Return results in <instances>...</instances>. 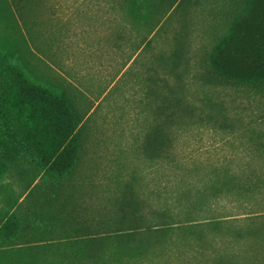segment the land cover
Segmentation results:
<instances>
[{
    "label": "rangeland",
    "instance_id": "rangeland-1",
    "mask_svg": "<svg viewBox=\"0 0 264 264\" xmlns=\"http://www.w3.org/2000/svg\"><path fill=\"white\" fill-rule=\"evenodd\" d=\"M259 52L264 0H0L1 69L75 128L49 169L0 98V264H264Z\"/></svg>",
    "mask_w": 264,
    "mask_h": 264
},
{
    "label": "trees",
    "instance_id": "trees-1",
    "mask_svg": "<svg viewBox=\"0 0 264 264\" xmlns=\"http://www.w3.org/2000/svg\"><path fill=\"white\" fill-rule=\"evenodd\" d=\"M252 34L255 35L254 32L245 33L243 29L238 30L232 43L220 50L218 58L226 61L230 67H253L251 64L241 65L238 62V59L246 55L247 51L245 44L243 46L240 43H246L245 38H249ZM251 40L252 38L249 41ZM262 52L255 53L253 56H262L263 60ZM0 93L1 100L7 101L11 116L16 117V121L22 126L24 132L30 136L35 134L45 142L51 139L46 145L44 156L41 157L43 163L49 169L63 163L67 149L69 157L75 131V128H69L61 122L66 116L64 101L50 91L30 83L11 65H6L2 69L0 67Z\"/></svg>",
    "mask_w": 264,
    "mask_h": 264
}]
</instances>
